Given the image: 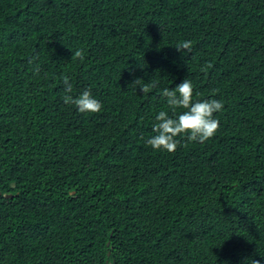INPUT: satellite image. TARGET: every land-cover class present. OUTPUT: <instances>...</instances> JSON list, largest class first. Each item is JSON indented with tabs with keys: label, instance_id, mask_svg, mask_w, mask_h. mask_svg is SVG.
<instances>
[{
	"label": "trees",
	"instance_id": "trees-1",
	"mask_svg": "<svg viewBox=\"0 0 264 264\" xmlns=\"http://www.w3.org/2000/svg\"><path fill=\"white\" fill-rule=\"evenodd\" d=\"M64 76L102 110L65 104ZM185 78L194 101L223 102L220 126L153 150L156 114L173 115L160 92ZM252 259L264 264V0H0V264Z\"/></svg>",
	"mask_w": 264,
	"mask_h": 264
},
{
	"label": "clouds",
	"instance_id": "clouds-1",
	"mask_svg": "<svg viewBox=\"0 0 264 264\" xmlns=\"http://www.w3.org/2000/svg\"><path fill=\"white\" fill-rule=\"evenodd\" d=\"M178 52H192V42L184 40L178 42L175 46ZM71 50V49H70ZM72 51V50H71ZM71 59L84 61L85 55L83 49L72 51ZM37 57L33 56L29 59V64ZM212 67L211 63H206L201 67V72L207 73V70ZM34 72L39 73L40 65L35 64ZM64 92L63 101L65 104H70L76 107L80 113H99L102 110V103L96 99L90 89L84 90L78 96L73 97V86L70 83L69 77L63 78ZM133 86L139 88L143 94H147L156 87L155 83H144L141 78H136ZM160 95L166 98V105L171 109L173 115H169L166 110H160L155 116L153 124L154 136L147 140V144L153 150H164L169 153L176 151L179 141L178 136H185L189 142L203 143L213 137L217 132L220 122L215 118L214 114L220 112L224 108L222 101L217 99L193 100V85L191 80L185 78L175 88H164ZM199 95V94H197ZM184 109L183 112L177 113V109ZM247 264H261L260 260L252 259Z\"/></svg>",
	"mask_w": 264,
	"mask_h": 264
},
{
	"label": "water",
	"instance_id": "water-1",
	"mask_svg": "<svg viewBox=\"0 0 264 264\" xmlns=\"http://www.w3.org/2000/svg\"><path fill=\"white\" fill-rule=\"evenodd\" d=\"M108 244V243H107Z\"/></svg>",
	"mask_w": 264,
	"mask_h": 264
}]
</instances>
